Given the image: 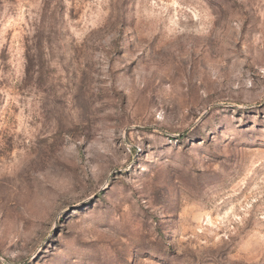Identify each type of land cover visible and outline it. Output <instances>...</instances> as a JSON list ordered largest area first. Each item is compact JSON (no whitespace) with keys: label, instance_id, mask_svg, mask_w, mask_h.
<instances>
[{"label":"rangeland","instance_id":"374dc122","mask_svg":"<svg viewBox=\"0 0 264 264\" xmlns=\"http://www.w3.org/2000/svg\"><path fill=\"white\" fill-rule=\"evenodd\" d=\"M0 264H264V0H0Z\"/></svg>","mask_w":264,"mask_h":264}]
</instances>
